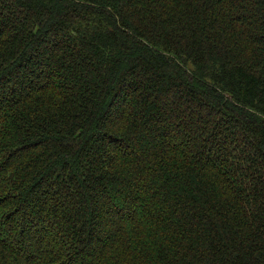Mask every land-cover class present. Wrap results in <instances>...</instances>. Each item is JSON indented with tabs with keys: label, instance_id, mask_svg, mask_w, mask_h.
<instances>
[{
	"label": "trees",
	"instance_id": "obj_1",
	"mask_svg": "<svg viewBox=\"0 0 264 264\" xmlns=\"http://www.w3.org/2000/svg\"><path fill=\"white\" fill-rule=\"evenodd\" d=\"M0 264H264V0H0Z\"/></svg>",
	"mask_w": 264,
	"mask_h": 264
},
{
	"label": "rangeland",
	"instance_id": "obj_2",
	"mask_svg": "<svg viewBox=\"0 0 264 264\" xmlns=\"http://www.w3.org/2000/svg\"><path fill=\"white\" fill-rule=\"evenodd\" d=\"M153 137H154V138L156 137L155 140H156L157 142H160V140H159V141L157 140V136L154 135ZM142 148H143L142 150L147 149V144L143 142V144H142Z\"/></svg>",
	"mask_w": 264,
	"mask_h": 264
}]
</instances>
